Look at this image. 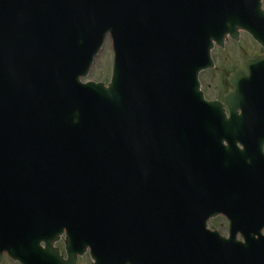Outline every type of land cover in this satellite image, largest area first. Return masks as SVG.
I'll list each match as a JSON object with an SVG mask.
<instances>
[{"label": "water", "instance_id": "95a60500", "mask_svg": "<svg viewBox=\"0 0 264 264\" xmlns=\"http://www.w3.org/2000/svg\"><path fill=\"white\" fill-rule=\"evenodd\" d=\"M261 1L0 0V262L264 264V57L228 120L198 84L212 41L264 48ZM106 36L108 85L81 83Z\"/></svg>", "mask_w": 264, "mask_h": 264}, {"label": "rangeland", "instance_id": "374dc122", "mask_svg": "<svg viewBox=\"0 0 264 264\" xmlns=\"http://www.w3.org/2000/svg\"><path fill=\"white\" fill-rule=\"evenodd\" d=\"M264 10V1L262 2ZM264 54V50L257 44L250 41V38L245 33H240L237 42L230 39L224 42L223 48H214L210 57L216 65V68L209 72H204L199 76L201 91L204 93V98L208 101L221 100L226 93L227 88L223 87L225 76L232 73L233 70L239 68L243 70V63L246 58H254L258 54ZM112 50L111 42L107 37L104 45L98 56L95 58L92 68L85 79L81 82H94L108 84L112 66ZM244 72V71H243ZM207 229L217 231L221 236L227 237L228 224L224 217L218 216L210 219L207 222ZM240 240V238H238ZM62 245V243H60ZM91 260L85 256L80 264H90ZM0 264H16L10 261L6 255H3ZM76 264H78L76 262Z\"/></svg>", "mask_w": 264, "mask_h": 264}, {"label": "bare ground", "instance_id": "6f19581e", "mask_svg": "<svg viewBox=\"0 0 264 264\" xmlns=\"http://www.w3.org/2000/svg\"><path fill=\"white\" fill-rule=\"evenodd\" d=\"M259 12H261V13H264V10H263V8H262V3H261V10L259 11ZM228 39H230V36H229V34L227 33L221 40H220V44H217L216 42H214V41H212V44H211V48L209 49V51H208V54H207V58H209L210 59V63H212V66L211 67H207V68H205V69H203V70H201L199 73H198V77L201 75V74H203L204 72H209V71H212L213 69H215L216 68V65H215V63L213 62V60L211 59V57H210V53H211V51L216 47V48H219L220 49V47L222 46V45H224V42L226 41V40H228ZM256 43H257V45L259 44L257 41H255ZM255 43V44H256ZM260 45V44H259ZM261 46V45H260ZM255 61V60H254ZM112 64H113V60H112ZM111 69H112V66H111ZM243 76H245V77H247V75L248 74H246V73H244V72H240ZM232 74H235V73H229L228 75H227V84H228V86H231V87H233L230 83H229V78H230V81H231V77H232ZM88 76V75H87ZM86 78V77H85ZM101 84H103V83H101ZM105 87L108 85V84H103ZM231 91V90H230ZM221 104V111H222V114L224 115V118L226 119V120H228L229 119V117H230V114H229V110H228V107H227V105L226 104H223V102H221L220 103ZM262 108H258V112H249L248 113V117H246V118H250V123L251 124H253V121L254 120H259V123L262 125V126H264V112L263 113H261L260 112V110H261ZM240 114H241V112L238 110L237 111V116H240ZM219 234V233H218ZM220 235V234H219ZM221 236V235H220ZM221 237H223V236H221ZM228 237V236H227ZM227 237H225V238H227ZM12 261H14V260H12ZM15 262V261H14Z\"/></svg>", "mask_w": 264, "mask_h": 264}, {"label": "flooded vegetation", "instance_id": "af4514ba", "mask_svg": "<svg viewBox=\"0 0 264 264\" xmlns=\"http://www.w3.org/2000/svg\"><path fill=\"white\" fill-rule=\"evenodd\" d=\"M257 56V55H256ZM255 56V57H256ZM254 57V58H255ZM247 60H248V58H246L245 59V61H244V63H243V71H244V73H246V67H245V65H246V62H247ZM237 69H239V68H237ZM237 69H235V70H237ZM235 70H233V71H235ZM240 70H242V69H240ZM229 74V73H228ZM227 74V75H228ZM227 75L225 76V82H224V84H223V87H226L227 88V90H226V92H228V90H229V88H228V84H227ZM224 96V95H223ZM222 100V99H221ZM60 243H62V245H60ZM53 249H56L57 251H58V255L60 256V258H62V260H63V262H67V256H66V253H65V247H64V236H60L59 238H58V242L56 243V244H54L53 245V247H52ZM87 255V252H86V254L83 256V257H81V258H77L76 259V262L78 263V264H80V262H81V260L85 257Z\"/></svg>", "mask_w": 264, "mask_h": 264}]
</instances>
